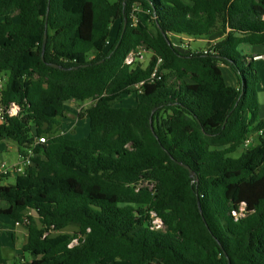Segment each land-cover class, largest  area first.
I'll list each match as a JSON object with an SVG mask.
<instances>
[{
    "label": "trees",
    "instance_id": "obj_1",
    "mask_svg": "<svg viewBox=\"0 0 264 264\" xmlns=\"http://www.w3.org/2000/svg\"><path fill=\"white\" fill-rule=\"evenodd\" d=\"M171 37L218 39L185 55ZM244 45H264V0H0V142L35 154L0 184V215L27 230L20 264H264V119ZM139 48L150 62L128 66ZM72 100L93 102L81 141L59 133Z\"/></svg>",
    "mask_w": 264,
    "mask_h": 264
},
{
    "label": "rangeland",
    "instance_id": "obj_2",
    "mask_svg": "<svg viewBox=\"0 0 264 264\" xmlns=\"http://www.w3.org/2000/svg\"><path fill=\"white\" fill-rule=\"evenodd\" d=\"M181 1H183V3L187 5H191V0H181ZM136 19H140V11H138ZM118 27H119V24H116V27L112 29L113 30L112 32L116 33L118 30ZM171 40L174 41L173 37H171ZM206 44H209V43L206 42L204 39L193 41L190 44V50L192 52H197L198 50H201V48L204 49ZM241 49L242 48L239 49L240 53H242ZM242 55L244 54L242 53ZM151 58L152 57L150 54L146 55V60L143 63L145 67L148 65L149 60ZM253 68L257 71V74L259 77L257 91L259 95L258 97L259 103L262 105L260 117H261V120H263L264 119V75L258 63H253ZM221 69H222V73L226 81V84L231 87L232 86L236 87L237 80H236L234 72L229 67H226V66H222ZM6 78H7L6 73L0 74V80L3 83L5 82ZM250 86L251 84H249V87ZM92 104H93L92 101H86V102L70 101L66 103V106H65L66 117L60 121L61 126L59 128V133L62 134L66 139L71 140V141H81V140L86 139L90 134V122L87 118L79 119L78 114L90 108ZM136 106H137V97L135 95L125 96L116 103V107L118 108H134ZM257 143H258V140H254L253 145H257ZM243 149L244 148L239 150L234 155L235 159H238L241 156L242 152L244 151ZM2 162L8 163L10 166H13L14 164H17L20 162L19 147L15 142L10 141V140L0 142V163ZM15 182H16V176L12 175L9 178L5 179L2 182V184L3 185L5 184L14 185ZM0 220L6 221L8 223L7 228L10 231L9 236H11V232H13L14 230L17 231L16 228L14 229L15 222L13 220L9 218H0ZM23 227H24V231L26 232L25 226ZM3 228L8 230L6 227H3ZM20 229L23 230L22 228ZM19 237H20V240H19V243L16 249L19 248V250H21L20 245L25 244L26 238L25 237L23 238L21 235ZM5 240L7 241L8 244H12L11 246L12 250L4 249V254H5V257L8 259V264H20L18 257L14 255V250H13L14 243L12 242V240H10V238L8 239L7 237H5ZM20 254H21V251H20ZM26 257L29 258L28 255Z\"/></svg>",
    "mask_w": 264,
    "mask_h": 264
},
{
    "label": "built area",
    "instance_id": "obj_3",
    "mask_svg": "<svg viewBox=\"0 0 264 264\" xmlns=\"http://www.w3.org/2000/svg\"><path fill=\"white\" fill-rule=\"evenodd\" d=\"M191 42H193V40L191 39H184L183 43L178 45V47H182L184 49H187L188 47H190ZM205 54H208L207 51L204 52ZM212 53V52H211ZM150 54L152 57L151 52H149L146 48H139L137 50L132 51L128 57L126 58V64L128 66H136L137 64L141 63L143 64L146 60V55ZM255 60H263L264 56H257L254 58ZM151 60V59H150ZM149 60V62H150ZM162 65V60L159 59L157 61V65L152 73L151 76V81H154L156 79H160V67ZM145 82H143L140 86L144 85ZM4 86V83L0 80V89H2V87ZM138 86V89L139 87ZM20 108L18 106H16L15 104H12L11 107L6 111V114H8L9 116H17L19 114ZM4 119H5V112L3 110H0V124L4 123ZM260 134H263V132H261ZM47 140V137H41L38 138L37 140V144H41V143H45ZM254 144V139H250L245 143V147H250L251 145ZM35 156L33 149H29L27 151V154L20 157V162L17 163L16 165L10 166L8 163H4L2 162L0 164V184H1V179L5 176H8L10 174H17V175H22L25 173V170L27 167H29L32 164V158ZM153 217V221H152V230H161L163 229V224L162 222L156 218L155 214H152ZM18 226H20L21 224L17 223ZM76 244V242L74 243Z\"/></svg>",
    "mask_w": 264,
    "mask_h": 264
},
{
    "label": "crops",
    "instance_id": "obj_4",
    "mask_svg": "<svg viewBox=\"0 0 264 264\" xmlns=\"http://www.w3.org/2000/svg\"><path fill=\"white\" fill-rule=\"evenodd\" d=\"M116 27V24H114V26H112V29ZM113 31V30H111ZM115 37V32L111 33V39L113 40ZM174 42H175V45L178 46L180 45V41L181 40L179 37H174ZM218 39V37H212L211 39H208V40H205L206 42L208 43H211V42H215V40ZM209 44H206V46L204 47V49L207 48ZM242 49V53L244 54V56H247L249 58H253V63H258L260 65V69H262L261 71L263 72V75H264V59L263 60H255L254 58L257 57V56H264V45L262 46H251V45H244L241 47ZM201 50H203V48H201ZM232 87H235V86H232ZM259 97V95H258ZM73 102L76 101V100H72ZM261 108H262V105L260 104V113H261ZM260 120H261V117H260ZM1 164V163H0ZM16 165V164H14ZM14 175L17 177V174H11V176ZM8 207V204L7 203H2L0 205V208L2 209H6ZM0 218H9L7 216H3V215H0ZM10 219V218H9ZM7 225L8 223L6 221H2L0 220V248L2 249V252H3V256L4 258L8 261V259L5 257V254H4V249H10L12 250V244H8L7 241L5 240V237H7L8 239L10 238V240H12V242L14 243V247H13V250H14V255L19 258H22L24 257V254L22 252V248L25 244H21L20 247H21V250H19V248L16 249V247L18 246V243H19V240H20V235L24 238H26V241H27V230L26 232L24 231V227L23 225H20L18 226L17 223L15 222V225H14V229L16 228V230L18 231H13L11 232V236H9V229L7 228ZM3 227H6L8 230L4 229ZM20 228H22L23 230H21ZM24 240V239H23ZM26 243V242H25ZM20 251H21V254H20Z\"/></svg>",
    "mask_w": 264,
    "mask_h": 264
},
{
    "label": "water",
    "instance_id": "obj_5",
    "mask_svg": "<svg viewBox=\"0 0 264 264\" xmlns=\"http://www.w3.org/2000/svg\"><path fill=\"white\" fill-rule=\"evenodd\" d=\"M125 28H126V22H125ZM165 37H167L166 35H165ZM46 40H47V36H45V42H44V46L46 45ZM168 43L170 44V41L168 40ZM176 50L179 52V53H181V54H185V55H189V53H190V50H187V49H184V48H182V47H176ZM188 171H189V173H190V176L191 177H194V172L188 167V166H184Z\"/></svg>",
    "mask_w": 264,
    "mask_h": 264
}]
</instances>
